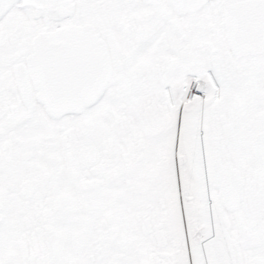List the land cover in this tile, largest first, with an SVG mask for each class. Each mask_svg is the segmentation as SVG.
Here are the masks:
<instances>
[{"label":"snow or ice","instance_id":"6c2138e0","mask_svg":"<svg viewBox=\"0 0 264 264\" xmlns=\"http://www.w3.org/2000/svg\"><path fill=\"white\" fill-rule=\"evenodd\" d=\"M0 264H264V0H0Z\"/></svg>","mask_w":264,"mask_h":264}]
</instances>
